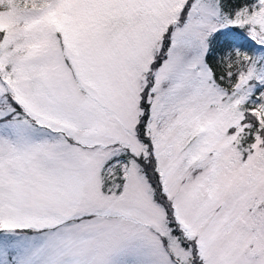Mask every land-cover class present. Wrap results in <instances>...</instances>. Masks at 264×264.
Returning a JSON list of instances; mask_svg holds the SVG:
<instances>
[{"label":"snow or ice","instance_id":"obj_1","mask_svg":"<svg viewBox=\"0 0 264 264\" xmlns=\"http://www.w3.org/2000/svg\"><path fill=\"white\" fill-rule=\"evenodd\" d=\"M0 264H264V0H0Z\"/></svg>","mask_w":264,"mask_h":264}]
</instances>
